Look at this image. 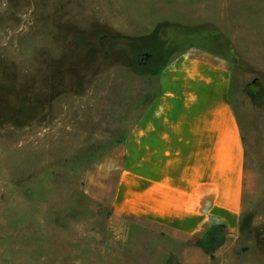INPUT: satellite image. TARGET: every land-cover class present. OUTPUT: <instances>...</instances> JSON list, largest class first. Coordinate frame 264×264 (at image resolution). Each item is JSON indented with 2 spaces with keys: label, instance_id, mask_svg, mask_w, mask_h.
Returning <instances> with one entry per match:
<instances>
[{
  "label": "rangeland",
  "instance_id": "obj_1",
  "mask_svg": "<svg viewBox=\"0 0 264 264\" xmlns=\"http://www.w3.org/2000/svg\"><path fill=\"white\" fill-rule=\"evenodd\" d=\"M183 55L231 71L233 231L113 209L127 130ZM0 264H264V0H0Z\"/></svg>",
  "mask_w": 264,
  "mask_h": 264
},
{
  "label": "crops",
  "instance_id": "obj_2",
  "mask_svg": "<svg viewBox=\"0 0 264 264\" xmlns=\"http://www.w3.org/2000/svg\"><path fill=\"white\" fill-rule=\"evenodd\" d=\"M157 77L156 94L125 135L113 209L190 237L236 230L247 149L230 68L183 55Z\"/></svg>",
  "mask_w": 264,
  "mask_h": 264
}]
</instances>
